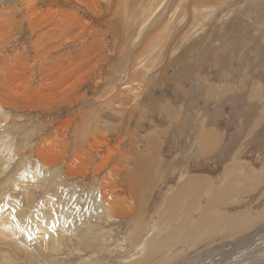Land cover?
I'll use <instances>...</instances> for the list:
<instances>
[{"label":"rangeland","instance_id":"1","mask_svg":"<svg viewBox=\"0 0 264 264\" xmlns=\"http://www.w3.org/2000/svg\"><path fill=\"white\" fill-rule=\"evenodd\" d=\"M52 1L0 0V264H264V0Z\"/></svg>","mask_w":264,"mask_h":264},{"label":"bare ground","instance_id":"2","mask_svg":"<svg viewBox=\"0 0 264 264\" xmlns=\"http://www.w3.org/2000/svg\"><path fill=\"white\" fill-rule=\"evenodd\" d=\"M136 2V1H135ZM51 4H55L54 6H56L57 5V0H53L52 2H51ZM79 5V4H78ZM134 5V4H133ZM132 6V5H131ZM76 7V6H75ZM112 11V10H111ZM0 106H2L1 104H0ZM196 185V184H195ZM195 185H193L192 186V184L190 183V182H188V184H187V186L185 187V190L188 192L189 191V188L191 187H195V188H197ZM183 190V189H182ZM191 191V190H190ZM181 192V191H180ZM190 195V193L188 194V193H182V195L184 196V195ZM186 198V197H185ZM184 197H182L181 199H179V198H177L176 199V201H174V207H171V211H173V213L175 212V213H178V211L176 212V210L178 209H181V201L185 204V202L183 201L184 199H185ZM188 199V198H187ZM189 200V199H188ZM192 200H195V199H193V197H192ZM196 201V200H195ZM188 202V201H187ZM214 201H211L210 203L212 204ZM192 203H194V201L192 202ZM192 203H190V201H189V203L188 204H192ZM196 203H197V201H196ZM188 204L185 206V205H183V206H185V208L188 206ZM196 205V204H195ZM182 206V207H183ZM214 206V205H213ZM192 207H194V206H192ZM215 207H217L218 208V206L216 205V206H214V208L212 207V205H210L209 207H207L206 209H205V211H206V213H205V215H201V216H199L200 218H198V219H196V221L198 222L197 224L195 223V222H192L191 221V223H186V222H184V223H186V224H184V223H182V221H181V223L179 222V220H178V222H177V214H173L174 216L176 215V220L174 221V225H173V230H172V232H170L168 235H167V237L165 238V239H163V240H168L169 242H171L172 243V245L173 244H177V243H174V242H179V243H181V242H184V241H181V240H183V239H185V238H187V237H191L193 234H196L194 231H199V230H201V229H203V227H206L207 228V232L206 233H210V234H212V235H214V236H212V237H216V235L218 236V235H226L225 234V232H227L228 234H233V231H229L228 230V228H226L225 230H223V232H221L220 233V231L223 229V228H221V227H219V224L221 223V221H222V219H220V217H217V218H215L214 217V215L212 214V210H214L215 209ZM184 208V209H185ZM181 210H183V209H181ZM187 210V209H186ZM179 214V213H178ZM186 215H187V213H186ZM190 216V215H189ZM178 217H183V216H178ZM39 225V224H38ZM41 226V225H40ZM172 227V226H171ZM42 230H40V231H38V234H37V232H36V235H39V238H42L43 236L44 237H46V245H47V243H48V239H47V237L50 235V233H47V232H45L44 231V229L45 228H41ZM205 229V228H204ZM43 231V232H42ZM69 232V231H68ZM194 232V233H193ZM193 233V234H192ZM51 234H53V232L51 233ZM235 234V233H234ZM233 234V235H234ZM63 235V234H62ZM78 235H80V233L78 234ZM35 236V235H34ZM206 236V235H205ZM63 237V236H62ZM66 237V236H65ZM207 237V236H206ZM54 237H52L51 236V239H53ZM57 238V237H56ZM195 238H198V239H200V236H196ZM44 239V238H43ZM53 240H55V239H53ZM186 240H188L189 241V239H186ZM197 240V239H196ZM202 240V239H201ZM58 241V240H57ZM192 241V240H191ZM203 241H207V239L205 240V237L203 236ZM199 242V241H198ZM50 243V242H49ZM161 244H163L164 245V243H167V242H160ZM192 243V242H191ZM51 244V243H50ZM159 244V242L158 243H156V242H154V247L155 246H157ZM46 245H44V246H46ZM195 245V244H194ZM197 245V244H196ZM48 246V245H47ZM51 248V247H50ZM174 248V247H173ZM193 248V247H192ZM164 250V249H163ZM168 250V249H167ZM168 253V252H167ZM162 254H165L164 252L162 253ZM152 258V257H151ZM162 258V257H161ZM174 259V258H173ZM171 260L172 259H169V257H168V259L167 258H164V260H161V262H158V263H156V264H173L174 263V261H172L171 262Z\"/></svg>","mask_w":264,"mask_h":264}]
</instances>
